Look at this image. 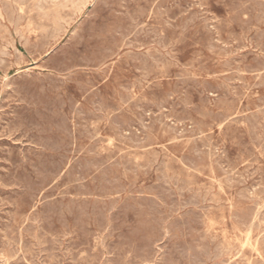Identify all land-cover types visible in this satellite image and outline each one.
I'll return each mask as SVG.
<instances>
[{
  "label": "rangeland",
  "instance_id": "rangeland-1",
  "mask_svg": "<svg viewBox=\"0 0 264 264\" xmlns=\"http://www.w3.org/2000/svg\"><path fill=\"white\" fill-rule=\"evenodd\" d=\"M18 1L20 2L18 3ZM36 1L0 0V52L2 51V55L0 54V68H3L0 69V220H2L0 221V264H264V206H262L264 205V151L262 150L264 148V87H262L264 86V0H145V3L143 0H115V2L114 0ZM171 1H173V3ZM24 2L25 4H23ZM161 2L164 3L162 4ZM26 5L30 6L25 7ZM6 6L7 8H5ZM241 7L242 9H239ZM199 9H201V11ZM8 11H10V13ZM181 14L184 15L182 16ZM180 15L181 17L179 18ZM17 16L19 17L17 18ZM260 18L262 21L259 20ZM87 19L88 21H86ZM120 22H122V24ZM239 24L242 25V28ZM168 25L169 28L167 27ZM255 26H257V28ZM155 30L157 33L156 35L154 34ZM163 30H166V33ZM47 31H49V33ZM69 34H71V36ZM93 34L95 35L93 36ZM113 35L118 36L116 37ZM44 38L47 40V43ZM76 38L78 41L80 40L81 43H79L80 41L78 42ZM112 38L114 40H112ZM208 43L209 45H207ZM91 45L95 47L93 46L92 48ZM76 46L79 47V49ZM102 46L104 48H102ZM73 48H75L76 51ZM210 51L214 52L212 53ZM5 53L8 54L6 55ZM120 57L123 60H121ZM62 61H66L67 64H64L66 62L62 63ZM150 61L153 62V64L157 62V65H153ZM75 64H77L78 67ZM255 67L257 70L253 69ZM78 72L80 73V77ZM194 78L195 80H193ZM43 80H45V82ZM232 81L234 82L232 83ZM47 83L49 84L47 85ZM198 84L202 85L200 86ZM78 86L79 89L81 88L80 90L77 88ZM83 87L86 88L83 89ZM50 88L51 90L49 91L48 89ZM217 88L219 89L217 90ZM46 89L49 91L48 93ZM124 90H126V92H124ZM70 99L74 100L72 101ZM161 101L164 104H162ZM156 102L158 104H156ZM150 103H152L151 106L153 107L150 106ZM78 107H80L82 111H78ZM110 107L116 110H111ZM84 110L86 111L85 114ZM87 111L90 112L87 113ZM75 113L78 114L76 115ZM221 113L223 115H221ZM60 116L62 117L60 118ZM124 116L126 117L123 118ZM85 117L87 118L85 119ZM217 117L219 119H216ZM49 118L52 120L50 119V121ZM35 119L36 121H34ZM82 119H84L83 122ZM158 119H160L161 122ZM253 119L255 120L253 121ZM251 120L253 123H251ZM172 122L174 123L173 125ZM41 124L44 126L42 127ZM151 124H153V126H151ZM147 126L150 129L147 128ZM8 127H10L11 131ZM30 129L31 132L29 131ZM130 129L133 131L132 133L129 132ZM46 135L47 137H45ZM94 135L96 138H94ZM98 139L101 141L98 142ZM83 144L86 145L82 147ZM96 153L97 155H95ZM219 158H222V160ZM140 160L141 162H139ZM151 160L152 162H150ZM224 160H226L227 163H225L226 161L224 162ZM37 163H39L38 166ZM46 164L48 167H46ZM61 166L64 167L62 168ZM99 166L101 168H99ZM112 166H114V168ZM52 168L53 170H51ZM70 171L76 172L74 174ZM129 172H131V174ZM158 172H160L161 175ZM128 173L129 175H127ZM15 175L17 177H15ZM2 177L7 181H3ZM230 179H234L232 180L233 183H231ZM91 183L93 184L91 185ZM11 188L14 190L12 191ZM106 189L109 190L107 191ZM108 192L110 194H107ZM100 194L101 197L99 196ZM243 194L246 195L243 196ZM30 195L32 196L30 197ZM96 196H99V198ZM219 198L220 200H218ZM106 199H108V201ZM132 201L133 203H131ZM25 204L27 205L25 206ZM123 205L125 207H123ZM116 212L118 215H116ZM243 212L246 213L244 214ZM114 216L117 217L115 218ZM165 217H167V219ZM247 220L250 221L247 222ZM32 222H35V224ZM190 222L193 223V225ZM167 224L170 225L168 226ZM76 229H78L79 232ZM61 235H63V237H61ZM82 237H84L85 240ZM71 239H74V242ZM183 239L186 240L184 241ZM194 240L196 242H194ZM78 243L81 244V246ZM146 243L147 245H145ZM143 245L147 247H143ZM225 247L228 249L226 250ZM22 248L23 250H21ZM211 249H213L212 252ZM80 252L82 254H80ZM12 253L13 255H11ZM226 257H228V259ZM33 258L34 260H32ZM89 258H91L90 261ZM178 260L180 261L179 263Z\"/></svg>",
  "mask_w": 264,
  "mask_h": 264
},
{
  "label": "bare ground",
  "instance_id": "bare-ground-1",
  "mask_svg": "<svg viewBox=\"0 0 264 264\" xmlns=\"http://www.w3.org/2000/svg\"><path fill=\"white\" fill-rule=\"evenodd\" d=\"M35 1H36V0H35ZM119 1H120V0H119ZM119 1H118V2H119ZM134 1H135V0H134ZM140 1H141V0H140ZM143 1H144V3H145V0H143ZM159 1H160V0H159ZM189 1H190V0H189ZM223 1H224V0H223ZM19 2H20V1H18V3H19ZM26 2H27V0H26ZM36 2H38V1H36ZM114 2H115V0H114ZM118 2H117V4H118ZM165 2H166V1H165ZM171 2L173 3V1H171ZM187 2H188V1H187ZM192 2H193V1H192ZM253 2H254V1H253ZM16 3H17V2H16ZM38 3H39V2H38ZM45 3H46V2H45ZM107 3H108V1H107ZM158 3H159V2H158ZM161 3H162V2H161ZM163 3H164V2H163ZM163 3H162V4H163ZM167 3H168V2H167ZM242 3H244V2H242ZM2 4H3V3H2ZM23 4H25V2H24ZM29 4H30V3H29ZM36 4H37V3H36ZM54 4H55V3H54ZM114 4H115V3H114ZM122 4H123V3H122ZM150 4H151V3H150ZM182 4H184V3H182ZM187 4H188V3H187ZM203 4H204V3H203ZM20 5H21V4H20ZM111 5H112V4H111ZM119 5H120V4H119ZM177 5H178V4H177ZM180 5H181V4H180ZM201 5H202V4H201ZM2 6H3V5H2ZM18 6H19V5H18ZM27 6H30V5H26L25 7H27ZM149 6H150V5H149ZM151 6H152V5H151ZM194 6H195V4H194ZM229 6H230V5H229ZM256 6H257V5H256ZM23 7H24V6H23ZM45 7H46V6H45ZM45 7H43V8H45ZM96 7H97V6H96ZM124 7H125V5H124ZM3 8H4V7H3ZM5 8H7V6H6ZM19 8H20V7H19ZM35 8H36V7H35ZM40 8H41V7H40ZM112 8H113V7H112ZM114 8H116V7H114ZM122 8H123V7H122ZM148 8H149V7H148ZM152 8H153V6H152ZM175 8H176V7H175ZM190 8H191V7H190ZM228 8H229V7H228ZM233 8H234V7H233ZM262 8H263V7H262ZM98 9H99V8H98ZM120 9H121V8H120ZM185 9H186V8H185ZM239 9H242V7L239 8ZM21 10H22V9H21ZM27 10H28V9H27ZM32 10H33V9H32ZM105 10H106V9H105ZM127 10H128V9H127ZM155 10H156V9H155ZM157 10H158V9H157ZM157 10H156V11H157ZM195 10H196V9H195ZM199 10L201 11V9H199ZM237 10H238V9H237ZM3 11H4V10H3ZM23 11H24V10H23ZM41 11H42V9H41ZM148 11H149V10H148ZM158 11H159V10H158ZM160 11H162V10H160ZM165 11H166V10H165ZM191 11H192V10H191ZM8 12L10 13V11H8ZM8 12H7V14H8ZM12 12H13V10H12ZM25 12H26V11H25ZM43 12H44V11H43ZM99 12H100V11H99ZM99 12H98V13H99ZM105 12H106V11H105ZM108 12H109V11H108ZM108 12H107V13H108ZM110 12H111V11H110ZM132 12H133V11H132ZM256 12H257V11H256ZM47 13H48V12H47ZM101 13H102V12H101ZM111 13H112V12H111ZM121 13H122V12H121ZM143 13H144V12H143ZM143 13H142V14H143ZM188 13H190V12H188ZM234 13H235V12H234ZM251 13H252V12H251ZM259 13H260V12H259ZM21 14H22V13H21ZM26 14H27V13H26ZM142 14H141V15H142ZM192 14H193V13H192ZM192 14H189V15H192ZM198 14H199V13H198ZM253 14H254V13H253ZM28 15H29V14H28ZM45 15H46V14H45ZM89 15H90V13H89ZM119 15H120V14H119ZM136 15H137V14H136ZM181 15H182V14H181ZM181 15L179 16V18L181 17ZM183 15H184V14H183ZM183 15H182V16H183ZM187 15H188V14H187ZM202 15H203V14H202ZM249 15H250V14H249ZM7 16H8V15H7ZM12 16H13V15H12ZM19 16H20V15H19ZM19 16H17V18H18ZM79 16H80V15H79ZM92 16H93V15H92ZM96 16H97V15H96ZM111 16H112V15H111ZM195 16H196V15H195ZM241 16H242V14H241ZM263 16H264V15H263ZM13 17H14V16H13ZM25 17H26V16H25ZM27 17H28V16H27ZM114 17H115V16H114ZM116 17H117V16H116ZM138 17H139V16H138ZM155 17H156V16H155ZM161 17H163V16H161ZM161 17H160V18H161ZM191 17H192V16H191ZM191 17H190V18H191ZM259 17H260V16H259ZM3 18H4V17H3ZM10 18H11V17H10ZM20 18H21V17H20ZM92 18H93V17H92ZM92 18H90V19H92ZM98 18H99V17H98ZM110 18H111V17H110ZM110 18H109V19H110ZM132 18H133V15H132ZM156 18H158V17H156ZM160 18H159V19H160ZM197 18H198V17H197ZM203 18H204V17H203ZM238 18H239V17H238ZM22 19H23V18H22ZM102 19H103V18H102ZM111 19H112V18H111ZM161 19H162V18H161ZM181 19H182V18H181ZM201 19H202V18H201ZM252 19H253V17H252ZM256 19H257V18H256ZM138 20H139V19H138ZM140 20H141V19H140ZM169 20H170V19H169ZM176 20H177V19H176ZM187 20H188V19H187ZM220 20H221V19H220ZM259 20H261V18H260ZM12 21H13V20H12ZM17 21H18V20H17ZM17 21H16V22H17ZM84 21H85V20H84ZM86 21H88V19H87ZM133 21H134V20H133ZM164 21H166V20H164ZM170 21H171V20H170ZM200 21H201V20H200ZM207 21H208V20H207ZM236 21H237V20H236ZM261 21H262V20H261ZM261 21H260V22H261ZM13 22H14V21H13ZM16 22H15V23H16ZM105 22H107V21H105ZM105 22H104V23H105ZM137 22H138V21H137ZM139 22H140V21H139ZM190 22H191V19H190ZM194 22H195V21H194ZM202 22H203V21H202ZM240 22H241V21H240ZM253 22H254V21H253ZM256 22H257V20H256ZM9 23H10V22H9ZM96 23H97V22H96ZM116 23H117V22H116ZM120 23L122 24V22H120ZM126 23H127V22H126ZM164 23H165V22H164ZM184 23H185V22H184ZM207 23H208V22H207ZM241 23H242V22H241ZM11 24H12V23H11ZM83 24H84V23H83ZM97 24H98V23H97ZM194 24H195V23H194ZM209 24H210V23H209ZM209 24H208V26H209ZM215 24H216V23H215ZM215 24H214V25H215ZM15 25H16V24H15ZM95 25H96V24H95ZM147 25H148V24H147ZM171 25H172V24H171ZM211 25H212V24H211ZM239 25H240V24H239ZM253 25H254V24H253ZM260 25H261V24H260ZM260 25H259V26H260ZM263 25H264V24H263ZM97 26H98V25H97ZM97 26H95V27H97ZM133 26H134V25H133ZM133 26H132V27H133ZM138 26H139V25H138ZM188 26H191V25H188ZM240 26H241V28H242V25H240ZM5 27H6V26H5ZM7 27H8V26H7ZM43 27H44V26H43ZM77 27H78V26H77ZM92 27H93V26H92ZM103 27H106V26H103ZM116 27H117V26H116ZM121 27H122V26H121ZM124 27H125V25H124ZM124 27H123V28H124ZM140 27H141V26H140ZM164 27H165V26H164ZM167 27L169 28V25H168ZM170 27H171V26H170ZM205 27H206V26H205ZM246 27H247V26H246ZM251 27H254V26H251ZM255 27L257 28V26H255ZM90 28H91V27H90ZM123 28H122V29H123ZM134 28H135V27H134ZM142 28H143V27H142ZM183 28H184V27H183ZM183 28H182V29H183ZM212 28H213V27H212ZM247 28H248V27H247ZM249 28H250V27H249ZM80 29H81V27H80ZM114 29H115V27H114ZM124 29H125V28H124ZM135 29H136V28H135ZM149 29H150V28H149ZM155 29H156V28H155ZM165 29H167V28H165ZM177 29H178V28H177ZM208 29H209V28H208ZM208 29H207V30H208ZM244 29H246V28H244ZM252 29H253V28H252ZM254 29H255V28H254ZM49 30H50V29H49ZM75 30H76V29H75ZM77 30H78V29H77ZM93 30H95V29H93ZM100 30H101V29H100ZM115 30H116V29H115ZM141 30H143V29H141ZM144 30H145V29H144ZM152 30H153V29H152ZM247 30H248V29H247ZM260 30H262V29H260ZM10 31H11V30H10ZM112 31H113V29H112ZM148 31H149V30H148ZM163 31H164V30H163ZM163 31H162V32H163ZM165 31H166V30H165ZM165 31H164V32H165ZM210 31H211V30H210ZM252 31H253V30H252ZM8 32H9V31H8ZM37 32H38V31H37ZM47 32L49 33V31H47ZM72 32H73V31H72ZM114 32H116V31H114ZM114 32H113V33H114ZM139 32H140V31H139ZM146 32H147V31H146ZM150 32H152V31H150ZM162 32H161V35H162ZM250 32H251V31H250ZM51 33H52V32H51ZM104 33H105V32H104ZM127 33H130V32H127ZM131 33H132V32H131ZM144 33H145V31H144ZM158 33H160V32H158ZM165 33H166V32H165ZM78 34H80V33H78ZM88 34H89V33H88ZM91 34H92V33H91ZM107 34H108V33H107ZM115 34H116V33H115ZM118 34H119V33H118ZM150 34H151V33H150ZM154 34H155V35L157 34V33H156V30H155V33H154ZM154 34H153V35H154ZM163 34H164V33H163ZM254 34H255V33H254ZM256 34H257V33H256ZM9 35H10V34H9ZM47 35H49V34H47ZM50 35H51V34H50ZM69 35L71 36V34H69ZM94 35H95V34H93V36H94ZM97 35H98V33H97ZM110 35H111V34H110ZM121 35H122V34H121ZM124 35H126V34H124ZM129 35H130V34H129ZM138 35H139V34H138ZM140 35H141V34H140ZM159 35H160V34H159ZM4 36H5V35H4ZM82 36H83V35H82ZM98 36H99V35H98ZM100 36H101V35H100ZM113 36H116V35H113ZM117 36H118V35H117ZM117 36H116V37H117ZM119 36H120V35H119ZM141 36H142V35H141ZM143 36H144V35H143ZM149 36H151V35H149ZM10 37H11V36H10ZM48 37H49V36H48ZM116 37H115V38H116ZM121 37H122V36H121ZM124 37H125V36H124ZM152 37H153V36H152ZM152 37H151V38H152ZM156 37H157V36H156ZM232 37H233V36H232ZM244 37H245V36H244ZM69 38H70V37H69ZM82 38H83V37H82ZM91 38H92V37H91ZM102 38H103V37H102ZM125 38H126V37H125ZM138 38H139V37H138ZM148 38H149V37H148ZM148 38H147V39H148ZM158 38H160V37H158ZM241 38H242V37H241ZM254 38H255V37H254ZM46 39H47V38H46ZM51 39H52V38H51ZM72 39H73V38H72ZM76 39H77V38H76ZM88 39H89V38H88ZM94 39H95V38H94ZM97 39H99V38H97ZM100 39H101V38H100ZM103 39H105V38H103ZM122 39H123V38H122ZM140 39H141V38H140ZM142 39H143V38H142ZM163 39L165 40L164 37H163ZM229 39H230V38H229ZM246 39H248V38H246ZM249 39H250V38H249ZM44 40H45V38H44ZM44 40H43V41H44ZM48 40H49V39H48ZM69 40H71V39H69ZM73 40H74V39H73ZM86 40H87V39H86ZM95 40H96V39H95ZM112 40H114V39L112 38ZM126 40H127V39H126ZM131 40H132V39H131ZM131 40H130V41H131ZM155 40H156V39H155ZM231 40H232V39H231ZM252 40H253V39H252ZM259 40H260V39H259ZM26 41H27V40H26ZM26 41H25V42H26ZM46 41H47V40H45V42H46ZM57 41H58V40H57ZM74 41H75V40H74ZM74 41H73V42H74ZM77 41H78V39H77ZM79 41H80V40H79ZM79 41H78V42H79ZM82 41H83V40H82ZM98 41H99V40H98ZM137 41H138V39H137ZM149 41H150V40H149ZM162 41H163V40H162ZM167 41H168V40H167ZM255 41H256V40H255ZM263 41H264V40H263ZM1 42H2V41H1ZM6 42H7V41H6ZM53 42H54V41H53ZM67 42H68V41H67ZM70 42H71V41H70ZM94 42H95V41H94ZM113 42H116V41H113ZM128 42H129V40H128ZM128 42H127V43H128ZM141 42H142V41H141ZM147 42H148V41H147ZM211 42H212V41H211ZM261 42H262V41H261ZM38 43H39V42H38ZM46 43H47V42H46ZM48 43H49V41H48ZM54 43H55V42H54ZM79 43H81V41H80ZM111 43H112V42H111ZM121 43H122V42H121ZM127 43H126V44H127ZM129 43H130V42H129ZM133 43H134V42H133ZM150 43H151V42H150ZM155 43H156V41H155ZM160 43H161V42H160ZM250 43H251V42H250ZM257 43H258V42H257ZM257 43H256V44H257ZM41 44H42V42H41ZM67 44H68V43H67ZM135 44H136V43H135ZM144 44H145V43H144ZM161 44H162V43H161ZM165 44H167V43H165ZM215 44H216V43H215ZM219 44H220V43H219ZM29 45H30V44H29ZM35 45H36V44H35ZM39 45H40V44H39ZM43 45H44V44H43ZM72 45H73V44H72ZM77 45H79V44H77ZM86 45H87V44H86ZM103 45H104V44H103ZM132 45H133V44H132ZM137 45H138V43H137ZM142 45H143V44H142ZM142 45H140V46H142ZM149 45H150V44H149ZM169 45H170V44H169ZM207 45H209V43H208ZM249 45H250V44H249ZM261 45H262V44H261ZM32 46H33V45H32ZM65 46H66V45H65ZM81 46H82V45H81ZM91 46H92V45H91ZM93 46H94V45H93ZM93 46H92V48H93ZM138 46H139V45H138ZM165 46H166V45H165ZM214 46H215V45H214ZM30 47H31V46H30ZM38 47H39V46H38ZM47 47H48V46H47ZM71 47H72V46H71ZM76 47H77V46H76ZM76 47H75V48H76ZM94 47H95V46H94ZM112 47H113V46H112ZM125 47H126V46H125ZM127 47H128V46H127ZM130 47H131V46H130ZM135 47H136V46H135ZM143 47H144V45H143ZM208 47H209V46H208ZM208 47H207V48H208ZM232 47H233V46H232ZM259 47H260V46H259ZM45 48H46V47H45ZM65 48H66V47H65ZM75 48H73V49L75 50ZM77 48L79 49V47H77ZM89 48H90V47H89ZM102 48H104V47L102 46ZM107 48H108V47H107ZM133 48H134V47H133ZM170 48H171V47H170ZM221 48H222V47H221ZM225 48H226V47H225ZM227 48H228V47H227ZM246 48H247V47H246ZM3 49H4V48H3ZM42 49H43V47H42ZM42 49H41V51H42ZM68 49H69V48H68ZM68 49H67V51H68ZM71 49H72V48H71ZM108 49H109V48H108ZM110 49L113 50L112 48H110ZM114 49H115V48H114ZM116 49H117V48H116ZM152 49H153V48H152ZM162 49H163V48H162ZM165 49H166V48H165ZM209 49H210V48H209ZM219 49H220V48H219ZM242 49H243V48H242ZM257 49H258V48H257ZM4 50H5V49H4ZM34 50H35V49H34ZM38 50H39V48H38ZM43 50H44V49H43ZM101 50H102V49H101ZM119 50H120V49H119ZM157 50H158V49H157ZM212 50H213V49H212ZM230 50H231V49H230ZM261 50H262V49H261ZM17 51H18V50H17ZM64 51H65V50H64ZM75 51H76V50H75ZM113 51H114V50H113ZM113 51H111V52H113ZM154 51H155V50H154ZM220 51H221V50H220ZM223 51H224V50H223ZM226 51H227V49H226ZM235 51H236V50H235ZM1 52H2V51H1ZM1 52H0V54H1ZM4 52H5V51H4ZM7 52H8V51H7ZM79 52H80V51H79ZM92 52H93V51H92ZM105 52H106V51H105ZM105 52H103V53H105ZM117 52H119V51H117ZM129 52H130V51H129ZM151 52H152V51H151ZM155 52H156V51H155ZM157 52H158V51H157ZM210 52L213 53L214 51H210ZM34 53H35V52H34ZM62 53H63V52H62ZM96 53H97V52H96ZM135 53H136V52H135ZM135 53H134V54H135ZM143 53H144V52H143ZM146 53H147V52H146ZM149 53H150V52H149ZM221 53H222V52H221ZM225 53H226V52H225ZM227 53H228V52H227ZM232 53H234V52H232ZM249 53H250V52H249ZM5 54H6V53H5ZM7 54H8V53H7ZM7 54H6V55H7ZM65 54H66V53H65ZM67 54H68V53H67ZM70 54H71V53H70ZM106 54H108V53H106ZM111 54H113V53H111ZM128 54H129V53H128ZM250 54H251V53H250ZM253 54H254V53H253ZM1 55H2V54H1ZM6 55H5V56H6ZM18 55H19V54H18ZM68 55H69V54H68ZM68 55H67V56H68ZM76 55H77V54H76ZM83 55H84V54H83ZM95 55H96V54H95ZM141 55H142V54H141ZM143 55H144V54H143ZM147 55H148V54H147ZM158 55H159V54H158ZM173 55H174V54H173ZM176 55H177V54H176ZM255 55H256V54H255ZM9 56H10V55H9ZM59 56H60V54H59ZM67 56H66V58H67ZM86 56H87V55H86ZM98 56H99V55H98ZM129 56H130V55H129ZM131 56H132V55H131ZM135 56H136V55H135ZM160 56H161V55H160ZM169 56H170V55H169ZM227 56H228V55H227ZM247 56H248V55H247ZM17 57H18V56H17ZM57 57H58V56H57ZM61 57H62V56H61ZM83 57H84V56H83ZM89 57H90V56H89ZM139 57H140V56H139ZM145 57H146V56H145ZM148 57H149V56H148ZM151 57H152V56H151ZM241 57H242V56H241ZM259 57H260V56H259ZM19 58H20V57H19ZM63 58H64V57H63ZM81 58H82V57H81ZM90 58H91V57H90ZM120 58H121V57H120ZM134 58H135V57H134ZM166 58H167V57H166ZM238 58H239V57H238ZM58 59H59V58H58ZM60 59H61V58H60ZM86 59H87V58H86ZM103 59H104V58H103ZM143 59H144V57H143ZM154 59H155V58H154ZM154 59H153V60H154ZM175 59H176V58H175ZM261 59H262V58H261ZM261 59H260V60H261ZM83 60H84V58H83ZM121 60H123V59L121 58ZM149 60H150V59H149ZM242 60H243V59H242ZM262 60H263V59H262ZM7 61H8V60H7ZM66 61H67V60H66ZM66 61H64V62H66ZM90 61H91V60H90ZM99 61H100V60H99ZM167 61H168V59H167ZM227 61H228V60H227ZM252 61H253V60H252ZM5 62H6V61H5ZM53 62H54V61H53ZM64 62L62 61V63H64ZM86 62H87V61H86ZM91 62H92V61H91ZM91 62H90V63H91ZM100 62H101V61H100ZM150 62H151V61H150ZM170 62H171V61H170ZM199 62H200V61H199ZM241 62H242V61H241ZM60 63H61V62H60ZM81 63H82V62H81ZM81 63H80V64H81ZM138 63H139V62H138ZM151 63L153 64V62H151ZM64 64H67V62L64 63ZM78 64H79V62H78ZM85 64H86V63H85ZM91 64H92V63H91ZM93 64H94V63H93ZM152 64H151V65H152ZM154 64L157 65V62L154 63ZM154 64H153V65H154ZM8 65H9V63H8ZM51 65H53V64H51ZM70 65H72V64H70ZM75 65L78 67L77 64H75ZM83 65H84V64H83ZM86 65H87V64H86ZM135 65H136V64H135ZM135 65H134V66H135ZM147 65H148V64H147ZM176 65H177V64H176ZM5 66H6V65H5ZM59 66H60V65H59ZM61 66H62V65H61ZM72 66H73V65H72ZM106 66H107V65H106ZM137 66H138V65H137ZM158 66H159V65H158ZM201 66H202V65H201ZM252 66H253V65H252ZM52 67H53V66H52ZM69 67H70V66H69ZM84 67H85V66H84ZM177 67H178V66H177ZM231 67H233V66H231ZM231 67H230V68H231ZM248 67H249V66H248ZM10 68H11V67H10ZM66 68H67V67H66ZM75 68H76V67H75ZM82 68H83V67H82ZM104 68H105V67H104ZM107 68H108V67H107ZM107 68H106V69H107ZM191 68H192V67H191ZM230 68H229V70H230ZM244 68H245V66H244ZM257 68H258V66H257ZM0 69H3V68H0ZM4 69H5V67H4ZM51 69H52V68H51ZM134 69H135V68H134ZM146 69H147V68H146ZM250 69H251V68H250ZM253 69H256V67L253 68ZM253 69H251V70H253ZM57 70H58V67H57ZM69 70H70V69H69ZM79 70H81V69H79ZM101 70H102V69H101ZM256 70H257V69H256ZM60 71H61V70H60ZM64 71H65V70H64ZM64 71H63V72H64ZM77 71H78V70H77ZM91 71H92V70H91ZM105 71H106V70H105ZM105 71H104V73H105ZM232 71H233V70H232ZM244 71H245V70H244ZM246 71H247V69H246ZM66 72H67V71H66ZM75 72H76V70H75ZM84 72H85V71H84ZM6 73H7V72H6ZM29 73H30V72H29ZM50 73H51V72H50ZM59 73H60V72H59ZM61 73H62V72H61ZM78 73H79V72H78ZM87 73H88V72H87ZM91 73H92V72H91ZM250 73H251V71H250ZM263 73H264V72H263ZM51 74H52V73H51ZM82 74H83V73H82ZM85 74H86V73H85ZM98 74H99V73H98ZM178 74H180V73H178ZM213 74H214V73H213ZM238 74H239V73H238ZM255 74H256V73H255ZM258 74H259V73H258ZM53 75H54V74H53ZM55 75H56V74H55ZM71 75H72V74H71ZM75 75H76V74H75ZM75 75H74V76H75ZM89 75H90V74H89ZM176 75H177V74H176ZM234 75H235V74H234ZM234 75H233V76H234ZM34 76H35V75H34ZM66 76H67V75H66ZM68 76H69V75H68ZM76 76H78V75H76ZM177 76H178V75H177ZM224 76H225V75H224ZM240 76H241V75H240ZM252 76H253V75H252ZM19 77H20V76H19ZM45 77H46V76H45ZM59 77H60V76H59ZM79 77H80V73H79ZM100 77H101V76H100ZM100 77H99V78H100ZM178 77H179V76H178ZM193 77H194V76H193ZM222 77H223V76H222ZM230 77H232V76H230ZM230 77H229V78H230ZM234 77H235V76H234ZM255 77H256V75H255ZM11 78H12V77H11ZM22 78H23V77H22ZM28 78H29V77H28ZM30 78H31V77H30ZM61 78H62V77H61ZM73 78H74V77H73ZM87 78H90V77H87ZM87 78H86V79H87ZM109 78H110V77H109ZM180 78H181V77H180ZM189 78H190V77H189ZM232 78H233V77H232ZM31 79H32V78H31ZM81 79H82V78H81ZM145 79H147V78H145ZM256 79H257V78H256ZM26 80H27V79H26ZM29 80H30V79H29ZM65 80H66V79H65ZM65 80H64V81H65ZM87 80H88V79H87ZM89 80H90V79H89ZM94 80H95V79H94ZM128 80H129V79H128ZM128 80H127V81H128ZM141 80H142V79H141ZM177 80H178V79H177ZM193 80H195V78H194ZM234 80H235V79H234ZM262 80H263V77H262ZM262 80H261V81H262ZM12 81H13V80H12ZM34 81H35V80H34ZM36 81H37V80H36ZM43 81L45 82V80H43ZM91 81H92V80H91ZM190 81H191V80H190ZM254 81H255V80H254ZM256 81H257V80H256ZM21 82H22V81H21ZM48 82H49V81H48ZM57 82H58V81H57ZM72 82H73V81H72ZM77 82H78V81H77ZM83 82H84V81H83ZM87 82H88V81H87ZM125 82H126V81H125ZM187 82H188V81H187ZM207 82H208V81H207ZM207 82H206V83H207ZM233 82H234V81H232V83H233ZM237 82H238V81H237ZM263 82H264V81H263ZM22 83H23V82H22ZM29 83H30V82H29ZM35 83H36V82H35ZM38 83H39V82H38ZM49 83H50V82H49ZM49 83H47V85H48ZM178 83H179V82H178ZM183 83H184V82H183ZM185 83H186V82H185ZM190 83H191V82H190ZM255 83H256V82H255ZM260 83H261V82H260ZM55 84H56V83H55ZM85 84H86V83H85ZM91 84H92V82H91ZM91 84H90V85H91ZM135 84H136V83H135ZM196 84H197V83H196ZM203 84H204V83H203ZM224 84H225V83H224ZM257 84H258V82H257ZM59 85H60V83H59ZM63 85H64V84H63ZM67 85H68V84H67ZM82 85H83V84H82ZM94 85H96V84H94ZM120 85H122V84H120ZM131 85H132V84H131ZM179 85H181V84H179ZM198 85H200V84H198ZM198 85H197V86H198ZM201 85H202V84H201ZM201 85H200V86H201ZM204 85H206V84H204ZM210 85H211V84H210ZM229 85H230V84H229ZM245 85H246V84H245ZM252 85H253V84H252ZM54 86H55V85H54ZM64 86H65V85H64ZM80 86H81V84H80ZM125 86H126V85H125ZM134 86H135V85H134ZM181 86H182V85H181ZM200 86H199V87H200ZM219 86H220V85H219ZM226 86H227V85H226ZM246 86H247V85H246ZM5 87H6V86H5ZM8 87H9V86H8ZM34 87H35V86H34ZM36 87H37V85H36ZM38 87H41V86H38ZM146 87H147V86H146ZM199 87H198V88H199ZM215 87H216V86H215ZM215 87H214V88H215ZM221 87H222V86H221ZM248 87H249V86H248ZM248 87H247V88H248ZM256 87H257V86H256ZM262 87H264V86H262ZM6 88H7V87H6ZM42 88H43V87H42ZM47 88H48V87H47ZM69 88H70V87H69ZM77 88L79 89V86H78ZM84 88H86V87H83V89H84ZM92 88H93V87H92ZM97 88H98V87H97ZM119 88H120V87H119ZM174 88H175V86H174ZM179 88H182V87H179ZM184 88H185V87H184ZM226 88H227V87H226ZM250 88H252V87H250ZM56 89H57V88H56ZM56 89H55V90H56ZM60 89H61V88H60ZM60 89H59V90H60ZM80 89H81V88H80ZM80 89H79V90H80ZM99 89H100V88H99ZM122 89H123V88H122ZM122 89H121V90H122ZM147 89H148V88H147ZM202 89H203V88H202ZM218 89H219V88H217V90H218ZM220 89H221V88H220ZM227 89H229V88H227ZM48 90L50 91L51 88L48 89ZM64 90H65V89H64ZM64 90H63V91H64ZM66 90H67V89H66ZM126 90H128V89H126ZM126 90H124V92H126ZM204 90H205V89H204ZM206 90H207V89H206ZM242 90H243V89H242ZM46 91H47V89H46ZM49 91H47V93H48ZM56 91H57V90H56ZM60 91H61V90H60ZM69 91H70V90H69ZM83 91H84V90H83ZM87 91H88V90H87ZM96 91H97V90H96ZM130 91H131V90H130ZM184 91H185V90H184ZM202 91H203V90H202ZM43 92H44V91H43ZM70 92H71V91H70ZM85 92H86V91H85ZM115 92H116V91H115ZM127 92H128V91H127ZM198 92H199V91H198ZM235 92H237V91H235ZM47 93H46V94H47ZM53 93H54V92H53ZM80 93H81V92H80ZM98 93H99V92H98ZM138 93H139V92H138ZM256 93H257V92H256ZM256 93H255V94H256ZM66 94H67V91H66ZM68 94H69V93H68ZM81 94H83V93H81ZM88 94H89V93H88ZM125 94H126V93H125ZM171 94H172V93H171ZM186 94H187V93H186ZM204 94H206V93H204ZM204 94H203V95H204ZM210 94H211V93H210ZM248 94H249V93H248ZM255 94H252V95H255ZM47 95H48V94H47ZM57 95H59V94H57ZM57 95H56V96H57ZM69 95H70V94H69ZM90 95H91V93H90ZM92 95H93V94H92ZM100 95H101V94H100ZM103 95H104V94H103ZM120 95H121V94H120ZM135 95H136V94H135ZM183 95H185V94H183ZM187 95H188V94H187ZM24 96H25V95H24ZM45 96H46V95H45ZM54 96H55V95H54ZM62 96H63V93H62ZM85 96H86V95H85ZM93 96H94V95H93ZM101 96H102V95H101ZM101 96H100V97H101ZM113 96H114V95H113ZM121 96H122V95H121ZM125 96H126V95H125ZM152 96H153V95H152ZM170 96H171V95H170ZM173 96H174V95H173ZM212 96H213V95H212ZM46 97H47V96H46ZM46 97H45V98H46ZM94 97H95V96H94ZM97 97H98V96H97ZM142 97H143V96H142ZM189 97H190V96H189ZM205 97H206V96H205ZM233 97H234V96H233ZM239 97H240V96H239ZM248 97H249V96H248ZM263 97H264V96H263ZM69 98H70V97H69ZM102 98H103V96H102ZM104 98H105V97H104ZM109 98H110V97H109ZM120 98H121V97H120ZM125 98H126V97H125ZM125 98H124V99H125ZM206 98H207V97H206ZM261 98H262V97H261ZM28 99H30V98H28ZM56 99H57V98H56ZM63 99H64V98H63ZM66 99H67V98H66ZM172 99H173V98H172ZM172 99H171V100H172ZM176 99H177V97H176ZM202 99H203V98H202ZM207 99H208V98H207ZM259 99H260V98H259ZM60 100H61V99H60ZM68 100H69V99H68ZM70 100L73 101L74 99H70ZM75 100H76V99H75ZM95 100H96V99H95ZM95 100H94V101H95ZM125 100H128V99H125ZM131 100H132V99H131ZM133 100H134V98H133ZM143 100H144V99H143ZM165 100H166V99H165ZM208 100H210V99H208ZM213 100H214V99H213ZM239 100H240V99H239ZM247 100H249V99H247ZM33 101H34V100H33ZM53 101H54V100H53ZM53 101H52V102H53ZM72 101H71V102H72ZM85 101H86V100H85ZM138 101H139V100H138ZM140 101H141V100H140ZM61 102H62V101H61ZM128 102H129V101H128ZM161 102H162V101H161ZM205 102H206V101H205ZM208 102H209V101H208ZM30 103H31V102H30ZM30 103H29V105H30ZM77 103H78V101H77ZM103 103H104V102H103ZM107 103H108V102H107ZM107 103H106V104H107ZM111 103H112V102H111ZM129 103H130V102H129ZM97 104H98V103H97ZM104 104H105V103H104ZM131 104H133V103H131ZM142 104H143V103H142ZM146 104H147V102H146ZM156 104H158V103L156 102ZM162 104H164V103L162 102ZM183 104H184V103H183ZM189 104H190V102H189ZM33 105H34V104H33ZM52 105H54V104H52ZM55 105H58V104H55ZM91 105H92V104H91ZM95 105H96V104H95ZM98 105H99V104H98ZM151 105H152V103H150V106H151ZM154 105H155V104H154ZM36 106H37V105H36ZM38 106H40V105H38ZM106 106H107V105H106ZM143 106H145V105H143ZM156 106H157V105H156ZM193 106H194V105H193ZM211 106H212V105H211ZM27 107H28V106H27ZM31 107H32V106H31ZM104 107H105V106H104ZM108 107H109V106H108ZM148 107H149V106H148ZM151 107H153V106H151ZM151 107H150V108H151ZM25 108H26V107H25ZM78 108H79L78 111H79V110L82 111V110L80 109V107H78ZM100 108H101V107H100ZM110 108H111V107H110ZM118 108H119V107H118ZM136 108H137V107H136ZM142 108H143V107H142ZM157 108H158V107H157ZM33 109H35V108H33ZM51 109H52V108H51ZM60 109H61V108H60ZM63 109H64V108H63ZM82 109H83V107H82ZM147 109H148V108H147ZM159 109H160V107H159ZM200 109H201V108H200ZM261 109H262V108H261ZM24 110H25V109H24ZM69 110H70V109H69ZM87 110H88V109H87ZM91 110H92V109H91ZM96 110H97V108H96ZM111 110H116V109H115V108H114V109L111 108ZM121 110H123V109H121ZM140 110H141V109H140ZM144 110H145V109H144ZM22 111H23V109H22ZM33 111H34V110H33ZM53 111H55V110H53ZM84 111H85V110H84ZM102 111L104 112V109H103V108H102ZM135 111H136V110H135ZM145 111H147V110H145ZM145 111H144V112H145ZM151 111H152V110H151ZM23 112H24V111H23ZM57 112H58V111H57ZM59 112H60V110H59ZM65 112H66V111H65ZM69 112H70V111H69ZM76 112H77V111H76ZM88 112H90V111H87V113H88ZM100 112H101V111H100ZM118 112H119V111H118ZM130 112H131V111H130ZM147 112H148V111H147ZM147 112H146V113H147ZM197 112H198V110H197ZM199 112H200V111H199ZM212 112H213V111H212ZM247 112H248V111H247ZM252 112H253V111H252ZM260 112H261V111H260ZM48 113H49V112H48ZM62 113H63V112H62ZM71 113H72V112H71ZM85 113H86V111L84 112V114H85ZM95 113H96V112H95ZM105 113H106V111H105ZM119 113H120V112H119ZM206 113H207V112H206ZM206 113H205V114H206ZM208 113H209V112H208ZM253 113H255V112H253ZM42 114H43V113H42ZM42 114H41V115H42ZM57 114H58V113H57ZM63 114H64V113H63ZM75 114H76V113H75ZM77 114H78V113H77ZM77 114H76V115H77ZM79 114H83V113H79ZM122 114H123V113H122ZM135 114H136V113H135ZM202 114H203V113H202ZM211 114H212V113H211ZM216 114H217V113H216ZM218 114H219V112H218ZM218 114H217V115H218ZM224 114H225V113H224ZM259 114H260V113H259ZM30 115H31V114H30ZM32 115H33V113H32ZM47 115H48V114H47ZM51 115H52V114H51ZM60 115H61V114H60ZM67 115H68V114H67ZM69 115H70V114H69ZM76 115H75V116H76ZM87 115H88V114H87ZM123 115H124V114H123ZM127 115H128V114H127ZM138 115H139V114H138ZM151 115H152V114H151ZM206 115H207V114H206ZM206 115H205V116H206ZM208 115H209V114H208ZM217 115H216V116H217ZM221 115H223V114L221 113ZM52 116H53V115H52ZM70 116H71V115H70ZM80 116H81V115H80ZM99 116H100V115H99ZM128 116H129V115H128ZM153 116H154V115H153ZM159 116H160V115H159ZM199 116H200V115H199ZM228 116H229V115H228ZM248 116H249V115H248ZM248 116H247V117H248ZM39 117H40V116H39ZM42 117H43V116H42ZM47 117H48V116H47ZM61 117H62V116H60V118H61ZM87 117H88V116H87ZM87 117H85V119H86ZM89 117H90V116H89ZM104 117H105V116H104ZM111 117H112V116H111ZM117 117H118V116H117ZM125 117H126V116H124L123 118H125ZM138 117H139V116H138ZM141 117H142V116H141ZM148 117H149V116H148ZM157 117H158V116H157ZM218 117H219V116H218ZM218 117H217L216 119H219ZM226 117H227V116H226ZM262 117H263V116H262ZM14 118H15V117H14ZM14 118H13V119H14ZM18 118H20V117H18ZM45 118H46V117H45ZM55 118H56V117H55ZM65 118H66V117H65ZM96 118H97V117H96ZM106 118H107V117H106ZM131 118H132V116H131ZM134 118H136V117H134ZM142 118H143V117H142ZM155 118H156V117H155ZM160 118H161V116H160ZM223 118H224V117H223ZM249 118H250V117H249ZM24 119H25V118H24ZM26 119H27V118H26ZM33 119H34V117H33ZM43 119H44V118H43ZM50 119H51V118H49V120H50ZM74 119H75V118H74ZM103 119H105V118H103ZM117 119H118V118H117ZM129 119H130V117H129ZM232 119H233V118H232ZM256 119H257V118H256ZM259 119H260V118H259ZM259 119H258V120H259ZM39 120H40V119H39ZM51 120H52V119H51ZM51 120H50V121H51ZM54 120H55V119H54ZM83 120H84V119H82V122H83ZM158 120L160 121V119H158ZM221 120H222V118H221ZM226 120H227V119H226ZM254 120H255V119H253V121H254ZM34 121H36V119H35ZM34 121H33V122H34ZM37 121H38V120H37ZM41 121H43V120H41ZM55 121H56V120H55ZM78 121H80V120H78ZM86 121H87V120H86ZM91 121H92V120H91ZM102 121H103V120H102ZM117 121H118V120H117ZM131 121H132V120H131ZM139 121H140V120H139ZM142 121H143V119H142ZM145 121H146V120H145ZM145 121H144V122H145ZM150 121H151V120H150ZM156 121H157V120H156ZM189 121H190V120H189ZM229 121H230V120H229ZM232 121H233V120H232ZM238 121H239V120H238ZM238 121H237V122H238ZM242 121H243V120H242ZM253 121L251 120V123H253ZM16 122H17V121H16ZM16 122H15V123H16ZM46 122H48V121H46ZM52 122H53V121H52ZM59 122H60V120H59ZM93 122H94V121H93ZM95 122H96V121H95ZM99 122H101V121H99ZM118 122H119V121H118ZM123 122H124V120H123ZM129 122H130V121H129ZM160 122H161V121H160ZM166 122H167V121H166ZM190 122H191V121H190ZM245 122H246V121H245ZM13 123H14V122H13ZM25 123H26V122H25ZM28 123H29V122H28ZM37 123H38V122H37ZM39 123H41V122H39ZM42 123H44V122H42ZM53 123H54V122H53ZM80 123H81V122H80ZM89 123H90V122H89ZM146 123H147V122H146ZM182 123H183V122H182ZM58 124H59V123H58ZM69 124H70V123H69ZM108 124H109V123H108ZM117 124H118V123H117ZM127 124H128V123H127ZM127 124H126V125H127ZM129 124H130V123H129ZM158 124H159V123H158ZM164 124H165V123H164ZM173 124H174V123L172 122V125H173ZM215 124H217V123H215ZM256 124H257V123H256ZM35 125H36V123H35ZM41 125H42V124H41ZM55 125H56V124H55ZM82 125L85 126L84 124H82ZM92 125H93V124H92ZM123 125H124V124H123ZM140 125H141V124H140ZM246 125H247V124H246ZM9 126H10V124H9ZM39 126H40V125H39ZM43 126H44V125H42V127H43ZM48 126H49V125H48ZM89 126H90V125H89ZM132 126H133V125H132ZM138 126H139V125H138ZM145 126H146V125H145ZM151 126H153V124H151ZM154 126H155V125H154ZM208 126H209V125H208ZM213 126H214V125H213ZM213 126H210V127H213ZM247 126H248V125H247ZM19 127H20V126H19ZM24 127H25V126H24ZM31 127H32V126H31ZM34 127H36V126H34ZM52 127H53V124H52ZM96 127H97V126H96ZM98 127H99V126H98ZM108 127H109V126H108ZM139 127H140V126H139ZM191 127H192V126H191ZM253 127H254V126H253ZM263 127H264V125H263ZM8 128H9V130H10V127H8ZM17 128H18V127H17ZM28 128H29V127H28ZM38 128H39V127H38ZM109 128H110V127H109ZM123 128H124V126H123ZM147 128H149V127L147 126ZM168 128H169V127H168ZM193 128H194V127H193ZM220 128H221V127H220ZM256 128H257V125H256ZM46 129H48V128H46ZM52 129H53V128H52ZM54 129H55V128H54ZM63 129H64V128H63ZM76 129H77V128H76ZM82 129H83V128H82ZM88 129H89V127H88ZM111 129H112V128H111ZM137 129H138V128H137ZM140 129H143V128H140ZM140 129H139V130H140ZM149 129H150V128H149ZM151 129H152V128H151ZM253 129H255V128H253ZM65 130H66V129H65ZM97 130H98V129H97ZM128 130H129V129H128ZM134 130H135V129H134ZM154 130H155V129H154ZM174 130H176V129H174ZM251 130H252V129H251ZM7 131H8V130H7ZM10 131H11V130H10ZM23 131H24V130H23ZM23 131H22V132H23ZM29 131L31 132V129H30ZM29 131H28V132H29ZM36 131H37V130H36ZM45 131H46V130H45ZM72 131H73V130H72ZM77 131H78V130H77ZM149 131H151V130H149ZM169 131H170V129H169ZM171 131H172V130H171ZM262 131H263V130H262ZM12 132H13V131H12ZM22 132H21V133H22ZM28 132H27V133H28ZM33 132H34V131H33ZM49 132H50V131H49ZM53 132H54V131H53ZM61 132H62V131H61ZM78 132H79V131H78ZM129 132L132 133L133 131H131V129H130ZM143 132H144V131H143ZM146 132H147V131H146ZM153 132H154V131H153ZM183 132H184V131H183ZM191 132H192V131H191ZM254 132H255V131H254ZM260 132H261V131H260ZM9 133H10V132H9ZM46 133H47V132H46ZM54 133H55V132H54ZM57 133H58V132H57ZM93 133H94V132H93ZM95 133H96V131H95ZM123 133H124V132H123ZM135 133H136V132H135ZM137 133H138V132H137ZM144 133H145V132H144ZM149 133H150V132H149ZM189 133H190V132H189ZM256 133H257V132H256ZM38 134H39V133H38ZM41 134H42V133H41ZM55 134H56V133H55ZM110 134H111V133H110ZM117 134H118V133H117ZM140 134H141V133H140ZM173 134H175V133H173ZM25 135H27V134H25ZM47 135H48V134H47ZM47 135H46L45 137H47ZM80 135H81V134H80ZM84 135H85V134H84ZM92 135H93V134H92ZM96 135H97V134H96ZM113 135H114V134H113ZM204 135H205V134H204ZM253 135H254V134H253ZM41 136H42V135H41ZM53 136H54V135H53ZM57 136H58V135H57ZM85 136H86V135H85ZM85 136H84V137H85ZM98 136H99V135H98ZM124 136H125V135H124ZM134 136H135V135H134ZM134 136H133V137H134ZM137 136H138V135H137ZM147 136H148V135H147ZM177 136H178V135H177ZM192 136H193V135H192ZM254 136H255V135H254ZM256 136H257V135H256ZM259 136H260V135H259ZM262 136H263V135H262ZM61 137H62V136H61ZM61 137H58V138H61ZM68 137H69V136H68ZM74 137H75V136H74ZM78 137H79V136H78ZM90 137H91V136H90ZM90 137H89V138H90ZM92 137H93V136H92ZM100 137H102V136H100ZM125 137H126V136H125ZM130 137H132V136H130ZM250 137H251V136H250ZM41 138H42V137H41ZM43 138H44V137H43ZM87 138H88V136H87ZM94 138H96L95 135H94ZM104 138H105V137H104ZM120 138H121V137H120ZM135 138H136V136H135ZM261 138H262V137H261ZM34 139H35V138H34ZM39 139H40V138H39ZM54 139H55V138H54ZM61 139H62V138H61ZM63 139H64V138H63ZM65 139H66V138H65ZM100 139H101V138H100ZM106 139H107V138H106ZM126 139H127V138H126ZM126 139H125V140H126ZM136 139H137V138H136ZM138 139H139V137H138ZM36 140H38V139H36ZM73 140H75V139H73ZM91 140H92V139H91ZM103 140H104V139H103ZM120 140H121V139H120ZM145 140H146V138H145ZM149 140H150V139H149ZM205 140H206V139H205ZM209 140H210V139H209ZM263 140H264V138H263ZM42 141H43V140H42ZM89 141H90V140H89ZM100 141H101V140H100ZM100 141H99V139H98V142H100ZM128 141H129V139H128ZM138 141H140V140H138ZM191 141H192V140H191ZM255 141H256V140H255ZM38 142H39V141H38ZM56 142H57V141H56ZM64 142H65V141H64ZM78 142H80V141H78ZM96 142H97V141H96ZM121 142H122V141H121ZM124 142H125V141H124ZM132 142H133V141H132ZM140 142H141V141H140ZM143 142H146V141H143ZM151 142H152V141H151ZM151 142H150V143H151ZM211 142H212V141H211ZM241 142H242V141H241ZM241 142H240V143H241ZM91 143H92V142H91ZM147 143H148V142H147ZM190 143H191V142H190ZM252 143H253V142H252ZM257 143H258V142H257ZM257 143H256V144H257ZM260 143H261V142H260ZM31 144H32V143H31ZM34 144H35V143H34ZM57 144H58V142H57ZM59 144H61V143H59ZM65 144H67V143H65ZM65 144H64V145H65ZM70 144H71V143H70ZM75 144H76V143H75ZM78 144H79V143H78ZM92 144H93V143H92ZM95 144H97V143H95ZM123 144H124V143H123ZM143 144H144V143H143ZM199 144H200V143H199ZM211 144H212V143H211ZM254 144H255V143H254ZM73 145H74V144H73ZM84 145H86V144H83L82 147H84ZM89 145H90V144H89ZM101 145H102V144H101ZM105 145H106V144H105ZM115 145H116V144H115ZM128 145H129V144H128ZM148 145H149V143H148ZM241 145H242V144H241ZM46 146H47V145H46ZM68 146H69V145H68ZM118 146H119V145H118ZM130 146H132V145H130ZM198 146H199V145H198ZM208 146H209V145H208ZM252 146H253V145H252ZM255 146H256V145H255ZM262 146H263V145H262ZM62 147H63V146H62ZM92 147H93V146H92ZM101 147H102V146H101ZM101 147H100V148H101ZM106 147H107V146H106ZM135 147H136V146H135ZM140 147H141V146H140ZM260 147H261V146H260ZM47 148H48V147H47ZM78 148H79V147H78ZM78 148H76V149H78ZM94 148H95V147H94ZM110 148H111V147H110ZM112 148H113V147H112ZM115 148H117V147H115ZM141 148H142V147H141ZM50 149H51V148H50ZM65 149H66V148H65ZM80 149H81V147H80ZM96 149H97V148H96ZM104 149H105V148H104ZM108 149H109V148H108ZM113 149H114V148H113ZM137 149H139V148H137ZM197 149H198V148H197ZM247 149H248V148H247ZM30 150H31V149H30ZM37 150H38V149H37ZM63 150H64V149H63ZM67 150H69V149H67ZM110 150H111V149H110ZM165 150H166V149H165ZM199 150H200V149H199ZM207 150H208V149H207ZM262 150L264 151V148H263ZM60 151H61V150H60ZM97 151H98V150H97ZM111 151H112V150H111ZM45 152H46V151H45ZM56 152H57V151H56ZM76 152H77V150H76ZM87 152H88V151H87ZM98 152H99V151H98ZM119 152H120V151H119ZM134 152H135V151H134ZM199 152H200V151H199ZM243 152H244V151H243ZM50 153H52V152H50ZM58 153H59V152H58ZM62 153H63V152H62ZM69 153H70V152H69ZM82 153H83V152H82ZM120 153H121V152H120ZM41 154H42V153H41ZM44 154H45V153H44ZM55 154H56V153H55ZM65 154H66V153H65ZM72 154H73V153H72ZM85 154H86V153H85ZM126 154H127V153H126ZM190 154H191V153H190ZM190 154H188V155H190ZM192 154H193V153H192ZM203 154H204V152H203ZM208 154H209V153H208ZM9 155H10V154H9ZM9 155H8V157L10 158L11 155H10V156H9ZM22 155H23V154H22ZM32 155H33V153H32ZM32 155H30V156H32ZM49 155H50V154H49ZM57 155H58V154H57ZM59 155H60V154H59ZM67 155H68V154H67ZM67 155H66V156H67ZM95 155H97V153H96ZM119 155H120V154H119ZM127 155H128V154H127ZM194 155H195V154H194ZM194 155H193V158H194ZM214 155H215V154H214ZM6 156H7V155H6ZM79 156H80V155H79ZM111 156H112V155H111ZM115 156H116V155H115ZM117 156H118V155H117ZM133 156H134V155H133ZM145 156H146V155H145ZM207 156H208V155H207ZM218 156H219V155H218ZM17 157H18V156H17ZM20 157H21V156H20ZM36 157H37V156H36ZM58 157H59V156H58ZM62 157H63V156H62ZM98 157H99V156H98ZM108 157H109V156H108ZM122 157H123V156H122ZM151 157H152V156H151ZM181 157H182V156H181ZM189 157H190V156H189ZM22 158H23V157H22ZM29 158H30V157H29ZM34 158H35V157H34ZM60 158H61V157H60ZM67 158H68V157H67ZM87 158H89V157H87ZM114 158H115V157H114ZM120 158H121V157H120ZM123 158H124V157H123ZM134 158H135V157H134ZM154 158H155V157H154ZM163 158H164V157H163ZM166 158H167V157H166ZM195 158H196V157H195ZM255 158H256V157H255ZM10 159H11V158H10ZM52 159H53V158H52ZM55 159H56V158H55ZM61 159H62V158H61ZM73 159H74V158H73ZM102 159H104V158H102ZM143 159H144V158H143ZM177 159H178V158H177ZM187 159H188V158H187ZM189 159H190V158H189ZM210 159H211V158H210ZM219 159L222 160V158H219ZM5 160H6V159H5ZM16 160H17V159H16ZM18 160H19V159H18ZM29 160H30V159H29ZM40 160H41V159H40ZM78 160H79V159H78ZM80 160H81V159H80ZM110 160H111V159H110ZM123 160H124V159H123ZM132 160H133V159H132ZM144 160H145V159H144ZM144 160H143V161H144ZM185 160H186V159H185ZM185 160H184V161H185ZM194 160H195V159H194ZM49 161H50V160H49ZM64 161H65V160H64ZM66 161H67V160H66ZM82 161H83V160H82ZM91 161H93V160H91ZM105 161H106V160H105ZM195 161H196V160H195ZM214 161H215V160H214ZM225 161H226V160H224V162H225ZM227 161H228V159H227ZM227 161H226L225 163H227ZM7 162H8V161H7ZM11 162H12V161H11ZM109 162H110V161H109ZM135 162H136V161H135ZM137 162H138V161H137ZM139 162H141V160H140ZM150 162H152V160H151ZM156 162H157V161H156ZM162 162H163V161H162ZM180 162H181V161H180ZM198 162H199V161H198ZM204 162H205V160H204ZM12 163H13V162H12ZM16 163H17V162H16ZM45 163H46V161H45ZM47 163H49V162H47ZM142 163H143V162H142ZM145 163H146V162H145ZM153 163H154V162H153ZM163 163H164V162H163ZM213 163H214V162H213ZM246 163H247V162H246ZM5 164H6V163H5ZM38 164H39V163H37V166H38ZM85 164H87V163H85ZM94 164H96V163H94ZM106 164H107V163H106ZM148 164H149V163H148ZM164 164H165V163H164ZM187 164H188V163H187ZM205 164H206V163H205ZM216 164H217V163H216ZM9 165H10V164H9ZM16 165H17V164H16ZM32 165H33V164H32ZM49 165H50V164H49ZM60 165H62V164H60ZM142 165H143V164H142ZM144 165H145V164H144ZM154 165H155V164H154ZM166 165H167V164H166ZM179 165H180V164H179ZM195 165H196V164H195ZM252 165H253V164H252ZM7 166H8V164H7ZM14 166H15V164H14ZM26 166H27V165H26ZM37 166H35V167H37ZM69 166H70V165H69ZM73 166H74V165H73ZM83 166H84V164H83ZM163 166H164V165H163ZM167 166H169V165H167ZM167 166H166V167H167ZM189 166L192 167L191 165H189ZM220 166H221V165H220ZM24 167H25V166H24ZM33 167H34V166H33ZM46 167H48L47 164H46ZM50 167H51V166H50ZM61 167H62V166H61ZM63 167H64V166H63ZM63 167H62V168H63ZM92 167L95 168L94 166H92ZM112 167L114 168V166H112ZM123 167H124V166H123ZM131 167H132V165H131ZM138 167H139V165H138ZM140 167H141V166H140ZM143 167H144V166H143ZM169 167H170V166H169ZM223 167H224V166H223ZM223 167H222V168H223ZM11 168H12V167H11ZM31 168H32V167H31ZM76 168H77V167H76ZM99 168H101V167L99 166ZM113 168H112V169H113ZM117 168H118V167H117ZM150 168H151V167H150ZM164 168H165V167H164ZM175 168H176V167H175ZM188 168H189V167H188ZM192 168H195V167H192ZM220 168H221V167H220ZM7 169H8V168H7ZM46 169H47V168H46ZM69 169H70V167H69ZM81 169H82V168H81ZM115 169H116V167H115ZM20 170H21V169H20ZM24 170H25V169H24ZM51 170H53V168H52ZM70 170H71V169H70ZM93 170H94V169H93ZM98 170H100V169H98ZM139 170H140V169H139ZM150 170H152V169H150ZM155 170H156V168H155ZM158 170H159V169H158ZM158 170H157V171H158ZM225 170H226V169H225ZM227 170H228V169H227ZM256 170H257V169H256ZM11 171H12V169H11ZM43 171H44V169H43ZM43 171H42V172H43ZM105 171H106V170H105ZM114 171H115V170H114ZM123 171H124V170H123ZM135 171H136V170H135ZM247 171L250 172L249 170H247ZM247 171H246V172H247ZM251 171H252V170H251ZM260 171H261V170H260ZM17 172H19V171H17ZM17 172H15V173H17ZM42 172H41V173H42ZM51 172H52V171H51ZM56 172H57V170H56ZM66 172H67V171H66ZM70 172H73V171H70ZM75 172H76V171H75ZM75 172H73V173L75 174ZM77 172H78V171H77ZM108 172H109V171H108ZM108 172H107V173H108ZM140 172H141V171H140ZM152 172H153V171H152ZM227 172H228V171H227ZM236 172H237V171H236ZM256 172H257V171H256ZM5 173H6V172H5ZM5 173H4V174H5ZM9 173H10V172H9ZM12 173H13V172H12ZM24 173H25V172H24ZM34 173H35V172H34ZM67 173H68V172H67ZM73 173H72V175H73ZM93 173H94V172H93ZM125 173H126V170H125ZM129 173L131 174V172H129ZM129 173H128L127 175H129ZM158 173L160 174V172H158ZM163 173H164V172H163ZM261 173H262V172H261ZM35 174H36V173H35ZM58 174H59V173H58ZM87 174H88V173H87ZM138 174H139V173H138ZM138 174H137V175H138ZM171 174H172V173H171ZM222 174H224V173H222ZM254 174H255V173H254ZM6 175H7V174H6ZM16 175H17V174H16ZM16 175H15V177L18 176V175H17V176H16ZM25 175H26V174H25ZM43 175H44V174H43ZM49 175H50V174H49ZM76 175H77V174H76ZM84 175H85V174H84ZM90 175H91V174H90ZM108 175H109V173H108ZM115 175H116V174H115ZM132 175H133V173H132ZM134 175H135V174H134ZM137 175H136V177H137ZM157 175H158V174H157ZM160 175H161V174H160ZM160 175H159V176H160ZM162 175H164V174H162ZM242 175H243V174H242ZM246 175H247V173H246ZM7 176H8V175H7ZM26 176H27V175H26ZM38 176H40V175H38ZM53 176H54V174H53ZM73 176H74V175H73ZM109 176H110V175H109ZM143 176H144V175H143ZM176 176H177V175H176ZM227 176H228V175H227ZM227 176H226V177H227ZM238 176H239V175H238ZM249 176H250V175H249ZM5 177H6V176H5ZM20 177H21V176H20ZM20 177H19V178H20ZM31 177H32V175H31ZM64 177H65V176H64ZM70 177H71V176H70ZM82 177H83V176H82ZM82 177H81V178H82ZM125 177H126V176H125ZM129 177H130V176H129ZM136 177H134V178H136ZM140 177H141V176H140ZM161 177H162V176H161ZM242 177H243V176H242ZM2 178H3V177H2ZM2 178H1V180H2ZM23 178H24V176H23ZM27 178H28V177H27ZM46 178H47V177H46ZM48 178H50V177H48ZM74 178H75V177H74ZM77 178H78V177H77ZM99 178H100V177H99ZM118 178H119V177H118ZM126 178H127V177H126ZM126 178H125V179H126ZM172 178H173V177H172ZM178 178H179V176H178ZM7 179H8V178H7ZM10 179H11V178H10ZM30 179H31V178H30ZM41 179H42V178H41ZM61 179H62V178H61ZM63 179H64V178H63ZM85 179H86V178H85ZM89 179H90V178H89ZM136 179H137V178H136ZM138 179H139V178H138ZM224 179H225V178H224ZM261 179H262V178H261ZM4 180H6V179L3 178V181H4ZM13 180H14V179H13ZM21 180H22V179H21ZM28 180H29V179H28ZM31 180H33V179H31ZM48 180H49V179H48ZM48 180H47V182H48ZM51 180H52V179H51ZM51 180H50V181H51ZM118 180H119V179H118ZM121 180H122V179H121ZM182 180H184V179H182ZM230 180H231V179H230ZM232 180H234V179H232ZM232 180H231V183H233ZM6 181H7V180H6ZM53 181H54V180H53ZM82 181H83V180H82ZM85 181H86V180H85ZM122 181H123V180H122ZM136 181H137V180H136ZM155 181H156V179H155ZM241 181H242V180H241ZM244 181H245V180H244ZM17 182H18V181H17ZM22 182H23V181H22ZM22 182H21V183H22ZM28 182H29V181H28ZM31 182H32V181H31ZM31 182H30V183H31ZM45 182H46V181H45ZM83 182H84V181H83ZM86 182H87V181H86ZM86 182H85V183H86ZM88 182H89V181H88ZM97 182H98V181H97ZM168 182H169V180H168ZM168 182H167V183H168ZM186 182H188V181H186ZM186 182H185V183H186ZM235 182H236V181H235ZM13 183H14V182H13ZM69 183H70V182H69ZM77 183H78V182H77ZM79 183H80V182H79ZM129 183H130V182H129ZM131 183H132V182H131ZM152 183H153V182H152ZM180 183H181V182H180ZM237 183H238V182H237ZM23 184H24V182H23ZM45 184H46V183H45ZM45 184H44V185H45ZM92 184H93V183H91V185H92ZM172 184H173V183H172ZM189 184H190V183H189ZM7 185H9V184H7ZM44 185H42V186H44ZM64 185H65V184H64ZM69 185H70V184H69ZM122 185H123V184H122ZM187 185H188V184H187ZM228 185H229V184H228ZM3 186H4V184H3ZM14 186H15V185H14ZM14 186H13V187H14ZM20 186H21V185H20ZM46 186H47V185H46ZM87 186H88V185H87ZM89 186H90V185H89ZM140 186H141V185H140ZM175 186H176V185H175ZM184 186H186V185H184ZM218 186H219V185H218ZM13 187H12V188H13ZM35 187H36V185H35ZM65 187H66V186H65ZM70 187H71V186H70ZM76 187H77V186H76ZM137 187H138V186H137ZM137 187H136V188H137ZM186 187H187V186H186ZM186 187H184V188H186ZM233 187H234V186H233ZM249 187H250V186H249ZM260 187H261V186H260ZM263 187H264V186H263ZM4 188H5V187H4ZM12 188H11V189H12ZM36 188H37V187H36ZM74 188H75V187H74ZM106 188H107V187H106ZM110 188H111V187H110ZM170 188H171V187H170ZM177 188H178V187H177ZM209 188H210V187H209ZM218 188H219V187H218ZM244 188H245V187H244ZM246 188H247V187H246ZM256 188H257V187H256ZM5 189H6V188H5ZM24 189H25V188H24ZM53 189H54V188H53ZM92 189H93V187H92ZM117 189H118V188H117ZM182 189H183V188H182ZM203 189H205V188H203ZM213 189H214V188H213ZM219 189H220V188H219ZM257 189H258V188H257ZM260 189H261V188H260ZM13 190H14V189H12V191H13ZM16 190H17V189H16ZM18 190H19V189H18ZM28 190H29V189H28ZM61 190H62V189H61ZM71 190H72V189H71ZM106 190H107V189H106ZM108 190H109V189H108ZM108 190H107V191H108ZM126 190H127V188H126ZM139 190H140V189H139ZM174 190H175V189H174ZM194 190H195V189H194ZM205 190H206V189H205ZM222 190H223V189H222ZM247 190H248V189H247ZM250 190H251V189H250ZM2 191H3V190H2ZM48 191H49V190H48ZM55 191H56V190H55ZM67 191H69V190H67ZM74 191H75V190H74ZM144 191H145V190H144ZM148 191H149V190H148ZM185 191H186V190H185ZM189 191H190V190H189ZM209 191H210V190H209ZM223 191H224V190H223ZM241 191H242V190H241ZM241 191H240V192H241ZM0 192H1V191H0ZM4 192H5V191H4ZM10 192H11V191H10ZM27 192H28V191H27ZM53 192H54V190H53ZM53 192H52V193H53ZM62 192H63V191H62ZM76 192H77V191H76ZM93 192H94V191H93ZM133 192H134V191H133ZM176 192H177V191H176ZM186 192H187V191H186ZM192 192H193V191H192ZM199 192H201V191H199ZM203 192H204V191H203ZM261 192H262V191H261ZM261 192H260V193H261ZM263 192H264V191H263ZM28 193H30V192H28ZM38 193H39V192H38ZM49 193H51V192H49ZM55 193H56V192H55ZM66 193H67V192H66ZM104 193H105V192H104ZM124 193H126V192H124ZM135 193H136V192H135ZM152 193H153V192H152ZM193 193H194V192H193ZM214 193H215V192H214ZM238 193H239V192H238ZM243 193H244V192H243ZM2 194H3V193H2ZM18 194H19V192H18ZM58 194H59V193H58ZM92 194H93V193H92ZM107 194H110V193L108 192ZM129 194H130V193H129ZM132 194H133V193H132ZM187 194H188V193H187ZM23 195H24V194H23ZM45 195H47V194H45ZM51 195H52V194H51ZM51 195H50V196H51ZM93 195H95V194H93ZM96 195H97V194H96ZM113 195H114V194H113ZM116 195H117V194H116ZM118 195H119V194H118ZM194 195H195V194H194ZM211 195H212V194H211ZM245 195H246V194H245ZM245 195L243 194V196H245ZM263 195H264V194H263ZM1 196H2V195H1ZM26 196H27V195H26ZM31 196H32V195H30V197H31ZM57 196H58V195H57ZM61 196H62V195H61ZM99 196L101 197V194H100ZM99 196H98V197L96 196V197L99 198ZM103 196H104V195H103ZM132 196H133V195H132ZM134 196H135V195H134ZM146 196H147V195H146ZM177 196H178V195H177ZM188 196H189V195H188ZM197 196H198V195H197ZM203 196H204V195H203ZM203 196H202V197H203ZM238 196H239V195H238ZM260 196H261V195H260ZM23 197H24V196H23ZM27 197H28V196H27ZM30 197H29V198H30ZM48 197H49V196H48ZM53 197H54V196H53ZM53 197H52V198H53ZM74 197H75V196H74ZM109 197H110V196H109ZM155 197H156V196H155ZM199 197H200V195H199ZM199 197H198V198H199ZM206 197H208V196H206ZM211 197H212V196H211ZM211 197H210V198H211ZM257 197H258V196H257ZM24 198H26V197H24ZM56 198H57V197H56ZM66 198H69V197H66ZM66 198H65V199H66ZM75 198H76V197H75ZM88 198H89V197H88ZM208 198H209V197H208ZM240 198H242V197H240ZM244 198H246V197H244ZM46 199H47V198H46ZM93 199H94V198H93ZM93 199H92V200H93ZM136 199H137V198H136ZM249 199H250V198H249ZM253 199H254V197H253ZM29 200H30V199H29ZM38 200H39V199H38ZM66 200H67V199H66ZM78 200H79V199H78ZM100 200H101V199H100ZM106 200L108 201V199H106ZM112 200H113V198H112ZM131 200H132V199H131ZM157 200H158V199H157ZM184 200H185V199H184ZM218 200H220V198H219ZM244 200H245V199H244ZM250 200H251V199H250ZM10 201H11V200H10ZM12 201H13V200H12ZM41 201H42V200H41ZM80 201H81V200H80ZM117 201H118V200H117ZM119 201H120V199H119ZM129 201H130V200H129ZM138 201H140V200H138ZM167 201H168V200H167ZM199 201H200V200H199ZM251 201H252V200H251ZM253 201H254V200H253ZM261 201H262V200H261ZM53 202H54V201H53ZM66 202H67V201H66ZM69 202H70V201H69ZM112 202H113V201H112ZM168 202H169V201H168ZM212 202H214V201H212ZM216 202H217V200H216ZM238 202H239V201H238ZM255 202H256V201H255ZM15 203H16V202H15ZM51 203H52V202H51ZM121 203H122V201H121ZM131 203H133V201H132ZM257 203H259V202H257ZM66 204H67V203H66ZM125 204H126V203H125ZM128 204H129V203H128ZM144 204H145V203H144ZM215 204H216V203H215ZM11 205H12V204H11ZM26 205H27V204H25V206H26ZM40 205H41V204H40ZM42 205H43V204H42ZM52 205H53V204H52ZM219 205H220V204H219ZM219 205H218V206H219ZM15 206H16V205H15ZM69 206H70V205H69ZM118 206H119V205H118ZM159 206H160V205H159ZM179 206H180V205H179ZM198 206H199V205H198ZM201 206H202V205H201ZM207 206H208V205H207ZM209 206H210V205H209ZM253 206H254V205H253ZM262 206H264V205H262ZM41 207H42V206H41ZM75 207H76V206H75ZM90 207H91V206H90ZM123 207H125V206L123 205ZM137 207H138V206H137ZM148 207H149V206H148ZM256 207H257V206H256ZM15 208H16V207H15ZM36 208H37V207H36ZM45 208H46V207H45ZM145 208H146V207H145ZM175 208H177V207H175ZM191 208H192V207H191ZM228 208H229V207H228ZM250 208H251V207H250ZM252 208H253V207H252ZM260 208H261V207H260ZM263 208H264V207H263ZM263 208H262V209H263ZM34 209H35V208H34ZM122 209H124V208H122ZM137 209H138V208H137ZM139 209H140V208H139ZM147 209H148V208H147ZM189 209H190V208H189ZM63 210H64V209H63ZM89 210H90V209H89ZM142 210H143V209H142ZM144 210H145V209H144ZM160 210H162V209H160ZM198 210H199V209H198ZM204 210H205V209H204ZM243 210H244V209H243ZM43 211H46V210H43ZM58 211H59V210H58ZM115 211H117V210H115ZM193 211H194V208H193ZM249 211H250V210H249ZM257 211H258V210H257ZM89 212H90V211H89ZM181 212H182V211H181ZM46 213H47V212H46ZM63 213H64V211H63ZM118 213H119V212H118ZM121 213H122V212H121ZM127 213H128V212H127ZM172 213H173V212H172ZM175 213H176V212H175ZM205 213H206V212H205ZM241 213H242V211H241ZM243 213H244V212H243ZM245 213H246V212H245ZM245 213H244V214H245ZM258 213H259V212H258ZM260 213H261V212H260ZM44 214H45V213H44ZM57 214H58V213H57ZM90 214H91V213H90ZM104 214H105V213H104ZM155 214H156V213H155ZM170 214H171V213H170ZM233 214H234V212H233ZM244 214H243V215H244ZM247 214H248V213H247ZM252 214H253V212H252ZM34 215H35V214H34ZM39 215H40V214H39ZM116 215H118L117 212H116ZM163 215H164V214H163ZM231 215H232V214H231ZM240 215H241V214H240ZM258 215H259V214H258ZM13 216H14V215H13ZM21 216H22V215H21ZM30 216H31V215H30ZM30 216H29V217H30ZM89 216H90V215H89ZM106 216H107V215H106ZM119 216H120V215H119ZM169 216H171V215H169ZM202 216H203V215H202ZM249 216H250V215H249ZM263 216H264V214H263ZM25 217H26V216H25ZM25 217H24V218H25ZM55 217H56V216H55ZM114 217H115V216H114ZM116 217H117V216H116ZM116 217H115V218H116ZM122 217H123V216H122ZM158 217H159V216H158ZM184 217H185V216H184ZM186 217H187V216H186ZM239 217H240V216H239ZM255 217H256V214H255ZM84 218H85V217H84ZM165 218L167 219V217H165ZM169 218H171V217H169ZM169 218H168V219H169ZM241 218H242V217H241ZM31 219H32V218H31ZM89 219L93 220L92 218H89ZM119 219H121V218H119ZM179 219H180V218H179ZM200 219H201V217H200ZM246 219H247V218H246ZM12 220H13V218H12ZM36 220H37V219H36ZM68 220H69V219H68ZM95 220H96V219H95ZM131 220H132V219H131ZM138 220H139V219H138ZM140 220H141V219H140ZM231 220H232V219H231ZM0 221H2V220H0ZM39 221H40V220H39ZM69 221H70V220H69ZM72 221H73V219H72ZM84 221H85V220H84ZM96 221H97V220H96ZM98 221H99V219H98ZM128 221H129V220H128ZM133 221H134V220H133ZM135 221H136V220H135ZM249 221H250V220H247V222H249ZM29 222H30V221H29ZM37 222H38V220H37ZM40 222H41V221H40ZM87 222H88V221H87ZM113 222H114V220H113ZM122 222H123V221H122ZM174 222H175V221H174ZM257 222H258V221H257ZM27 223H28V222H27ZM32 223L35 224V222H32ZM44 223H45V222H44ZM98 223H99V222H98ZM130 223H131V221H130ZM164 223H165V222H164ZM190 223H191V222H190ZM200 223H201V221H200ZM204 223H205V222H204ZM204 223H203V224H204ZM212 223H213V222H212ZM233 223H234V222H233ZM238 223H239V222H238ZM8 224H9V222H8ZM10 224H11V223H10ZM42 224H43V223H42ZM74 224H75V223H74ZM89 224H91V223H89ZM115 224H116V223H115ZM117 224H119V223H117ZM136 224H137V223H136ZM191 224L193 225V223H191ZM201 224H202V223H201ZM236 224H237V223H236ZM244 224H245V223H244ZM59 225H60V224H59ZM132 225H133V224H132ZM138 225H139V224H138ZM152 225H153V224H152ZM167 225H168V224H167ZM169 225H170V224H169ZM169 225H168V226H169ZM237 225H238V224H237ZM245 225H246V224H245ZM247 225L250 226L249 224H247ZM9 226H10V225H9ZM33 226H34V225H33ZM54 226H55V225H54ZM86 226H87V225H86ZM116 226H117V225H116ZM133 226H134V225H133ZM178 226H179V225H178ZM248 226H247V227H248ZM16 227H17V226H16ZM24 227H25V226H24ZM40 227H41V225H40ZM88 227H89V226H88ZM140 227H141V226H140ZM140 227H139V228H140ZM150 227H151V226H150ZM150 227H149V228H150ZM196 227H197V226H196ZM251 227H252V226H251ZM256 227H257V226H256ZM0 228H1V227H0ZM17 228H19V227H17ZM22 228H23V227H22ZM30 228H32V227H30ZM36 228H37V227H36ZM75 228H76V227H75ZM86 228H87V227H86ZM96 228H97V227H96ZM156 228H157V227H156ZM202 228H203V227H202ZM243 228H244V227H243ZM15 229H16V228H15ZM33 229H35V228H33ZM33 229H32V230H33ZM48 229H49V228H48ZM154 229H155V228H154ZM183 229H184V228H183ZM186 229H187V228H186ZM251 229H252V228H251ZM7 230H8V229H7ZM13 230H14V229H13ZM18 230H19V229H18ZM37 230H38V229H37ZM54 230H56V229H54ZM62 230H63V229H62ZM74 230H75V229H74ZM74 230H73V231H74ZM76 230H78V229H76ZM92 230H93V229H92ZM122 230H123V228H122ZM125 230H126V229H125ZM132 230H133V229H132ZM170 230H171V229H170ZM184 230H185V229H184ZM253 230H254V229H253ZM46 231H47V230H46ZM117 231H118V230H117ZM152 231H153V230H152ZM165 231H166V230H165ZM174 231H175V230H174ZM201 231H203V230H201ZM250 231H251V230H250ZM20 232H21V231H20ZM42 232H43V231H42ZM78 232H79V230H78ZM89 232H90V230H89ZM114 232H115V231H114ZM123 232H124V231H123ZM125 232H126V231H125ZM155 232H156V231H155ZM9 233H10V232H9ZM18 233H19V232H18ZM43 233H44V232H43ZM72 233H73V232H72ZM74 233H75V232H74ZM145 233H146V232H145ZM150 233H151V232H150ZM171 233H172V232H171ZM171 233H170V234H171ZM186 233H187V232H186ZM204 233H205V232H204ZM37 234H38V233H37ZM45 234H46V233H45ZM54 234H56V233H54ZM54 234H53V235H54ZM57 234H58V233H57ZM61 234H62V232H61ZM89 234H90V233H89ZM103 234H104V233H103ZM124 234H125V233H124ZM152 234H153V233H152ZM165 234H166V233H165ZM165 234H164V235H165ZM177 234H178V233H177ZM48 235H49V234H48ZM53 235H52V236H53ZM75 235H76V234H75ZM100 235H101V234H100ZM116 235H117V234H116ZM148 235H149V233H148ZM166 235H167V234H166ZM172 235H173V234H172ZM179 235H180V234H179ZM183 235H184V233H183ZM188 235H190V234H188ZM201 235H202V234H201ZM206 235H207V234H206ZM208 235H209V234H208ZM249 235H250V234H249ZM262 235H263V234H262ZM20 236H22V235H20ZM29 236H30V234H29ZM34 236H35V235H34ZM36 236H37V235H36ZM50 236H51V235H50ZM114 236H115V235H114ZM180 236H181V235H180ZM197 236H198V235H197ZM247 236H248V235H247ZM11 237H13V236H11ZM37 237H39V236H37ZM61 237H63V235H61ZM131 237H132V236H131ZM155 237H156V236H155ZM167 237H168V236H167ZM178 237H179V236H178ZM183 237H184V236H183ZM188 237H190V236H188ZM202 237H204V236H202ZM209 237H210V236H209ZM219 237H220V236H219ZM18 238H19V236H18ZM29 238H30V237H29ZM47 238H48V237H47ZM47 238H46V239H47ZM58 238H59V237H58ZM73 238H74V237H73ZM82 238H84V237H82ZM88 238H89V237H88ZM88 238H87V239H88ZM114 238H116V237H114ZM127 238H128V237H127ZM127 238H126V239H127ZM133 238H134V237H133ZM133 238H132V239H133ZM137 238H139V237H137ZM186 238H187V236H186ZM261 238H263V237H261ZM1 239H2V238H1ZM21 239H22V238H21ZM31 239H32V238H31ZM37 239H38V238H37ZM61 239H62V238H61ZM61 239H60V240H61ZM79 239H80V238H79ZM94 239H95V238H94ZM107 239H108V238H107ZM187 239H188V238H187ZM189 239H190V238H189ZM192 239H193V238H192ZM192 239H191V240H192ZM200 239H201V237H200ZM202 239H203V238H202ZM239 239H240V238H239ZM11 240H12V239H11ZM26 240H27V239H26ZM49 240H50V239H49ZM71 240H73V242H74V239H71ZM84 240H85V238H84ZM90 240H91V239H90ZM100 240H101V239H100ZM118 240H120V239H118ZM164 240H165V239H164ZM164 240H163V241H164ZM172 240H173V239H172ZM183 240H184V239H183ZM185 240H186V239H185ZM185 240H184V241H185ZM245 240H246V239H245ZM260 240H261V239H260ZM14 241H16V240H14ZM75 241H76V240H75ZM79 241H81V240H79ZM91 241H92V240H91ZM184 241H183V242H184ZM204 241H205V240H204ZM20 242H21V241H20ZM36 242H37V241H36ZM45 242H46V241H45ZM86 242H87V240H86ZM88 242H89V241H88ZM97 242H98V241H97ZM106 242H107V241H106ZM108 242H109V241H108ZM110 242H111V241H110ZM115 242H116V241H115ZM115 242H114V244H115ZM135 242H137V241H135ZM180 242H181V241H180ZM186 242H187V241H186ZM194 242H196V241L194 240ZM218 242H219V240H218ZM223 242H224V241H223ZM262 242H263V241H262ZM9 243H10V242H9ZM82 243H83V242H82ZM125 243H126V242H125ZM133 243H134V242H133ZM176 243H177V242H176ZM181 243H182V242H181ZM197 243H198V242H197ZM200 243H201V242H200ZM208 243H209V242H208ZM19 244H20V243H19ZM46 244H47V243H46ZM56 244H57V243H56ZM78 244H79V243H78ZM126 244H128V243H126ZM134 244H135V243H134ZM139 244H140V243H139ZM148 244H149V243H148ZM160 244H161V243H160ZM166 244H167V243H166ZM178 244H179V243H178ZM198 244H199V243H198ZM215 244H216V243H215ZM219 244H220V243H219ZM250 244H251V243H250ZM6 245H7V244H6ZM12 245H13V244H12ZM17 245H18V244H17ZM17 245H16V246H17ZM58 245H59V244H58ZM79 245L81 246V244H79ZM83 245H84V243H83ZM87 245H88V244H87ZM93 245H94V244H93ZM96 245H97V244H96ZM100 245H101V244H100ZM122 245H124V244H122ZM136 245H138V244H136ZM141 245H142V244H141ZM145 245H147V243H146ZM179 245H180V244H179ZM209 245H211V244H209ZM225 245H226V244H225ZM230 245H231V244H230ZM243 245H244V244H243ZM4 246H5V245H4ZM22 246H23V245H22ZM59 246H60V245H59ZM76 246H78V245H76ZM111 246H112V245H111ZM113 246H114V245H113ZM195 246H196V244H195ZM198 246H199V245H198ZM262 246H263V245H262ZM28 247H29V245H28ZM34 247H35V245H34ZM34 247H33V248H34ZM37 247H38V246H37ZM68 247H69V246H68ZM68 247H67V248H68ZM70 247H71V246H70ZM83 247H85V246H83ZM133 247H134V246H133ZM140 247H141V246H140ZM143 247H147V246H144V245H143ZM157 247H158V246H157ZM209 247H210V246H209ZM218 247H219V246H218ZM220 247H221V246H220ZM233 247H234V246H233ZM263 247H264V246H263ZM58 248H59V247H58ZM61 248H62V247H61ZM112 248H113V247H112ZM127 248H128V246H127ZM198 248H199V247H198ZM211 248H212V247H211ZM241 248H242V247H241ZM18 249H19V246H18ZM18 249H17V250H18ZM29 249H30V248H29ZM34 249H35V248H34ZM42 249H43V248H42ZM56 249H57V248H56ZM129 249H130V248H129ZM169 249H170V247H169ZM195 249H196V248H195ZM222 249H223V248H222ZM225 249L227 250L228 248L225 247ZM231 249H232V248H231ZM235 249H236V248H235ZM21 250H23V248H22ZM24 250H25V249H24ZM30 250H31V249H30ZM69 250H70V249H69ZM105 250H106V249H105ZM159 250H160V249H159ZM188 250H189V249H188ZM196 250H197V249H196ZM212 250H213V249H211V252H212ZM9 251H10V250H9ZM26 251H28V250H26ZM73 251H75V250H73ZM106 251H107V250H106ZM115 251H116V249H115ZM128 251H129V250H128ZM32 252H33V250H32ZM54 252H56V251H54ZM65 252H66V251H65ZM154 252H155V251H154ZM189 252H190V251H189ZM235 252H236V251H235ZM22 253H23V252H22ZM61 253H62V252H61ZM75 253H76V252H75ZM103 253H104V252H103ZM131 253H132V252H131ZM131 253H130V254H131ZM136 253H137V252H136ZM145 253H146V252H145ZM170 253H171V252H170ZM175 253H176V252H175ZM190 253H191V252H190ZM225 253H226V252H225ZM263 253H264V252H263ZM14 254H15V253H14ZM35 254H36V253H35ZM80 254H82V253L80 252ZM113 254H114V253H113ZM117 254H118V251H117ZM120 254H121V253H120ZM158 254H160V253H158ZM194 254H195V253H194ZM214 254H215V253H214ZM229 254H230V253H229ZM11 255H13V253H12ZM22 255H23V254H22ZM47 255H48V254H47ZM153 255H154V254H153ZM170 255H171V254H170ZM202 255H203V254H202ZM15 256H16V255H15ZM23 256H24V255H23ZM35 256H36V255H35ZM35 256H34V257H35ZM57 256H58V255H57ZM130 256H131V255H130ZM210 256H211V255H210ZM225 256H226V255H225ZM12 257H13V256H12ZM28 257H29V256H28ZM36 257H37V256H36ZM45 257H46V256H45ZM113 257H114V256H113ZM117 257H118V255H117ZM134 257H135V256H134ZM152 257H153V256H152ZM252 257H253V256H252ZM4 258H5V257H4ZM30 258H31V257H30ZM175 258H176V257H175ZM226 258L228 259V257H226ZM242 258H243V257H242ZM16 259H17V258H16ZM16 259H15V260H16ZM25 259H26V257H25ZM67 259H68V258H67ZM72 259H73V258H72ZM128 259H129V258H128ZM155 259H156V258H155ZM159 259H160V258H159ZM162 259H164V258H162ZM167 259H168V258H167ZM171 259H172V258H171ZM181 259H182V258H181ZM202 259H204V258H202ZM205 259H206V258H205ZM208 259H209V258H208ZM208 259H207V260H208ZM210 259H211V258H210ZM7 260H8V259H7ZM10 260H11V259H10ZM17 260H18V259H17ZM32 260H34V258H33ZM63 260H64V258H63ZM90 260H91V258H89V261H90ZM234 260H235V259H234ZM240 260H241V259H240ZM13 261H14V260H13ZM24 261H25V260H24ZM69 261H70V260H69ZM84 261H85V260H84ZM92 261H93V260H92ZM92 261H91V262H92ZM258 261H259V260H258ZM25 262H26V261H25ZM49 262H50V261H49ZM49 262H48V263H49ZM57 262H58V261H57ZM91 262H90V263H91ZM100 262H101V261H100ZM161 262H162V260H161ZM179 262H180V261L178 260V263H179ZM221 262H222V261H221ZM226 262H227V261H226ZM235 262H236V261H235ZM243 262H244V261H243ZM15 263H16V262H15ZM30 263H31V262H30ZM46 263H47V262H46ZM79 263H80V262H79ZM85 263H86V262H85ZM88 263H89V262H88ZM154 263H155V262H154ZM176 263H177V262H176ZM260 263H261V262H260ZM13 264H14V263H13ZM44 264H45V263H44ZM77 264H78V263H77ZM221 264H222V263H221Z\"/></svg>",
  "mask_w": 264,
  "mask_h": 264
}]
</instances>
